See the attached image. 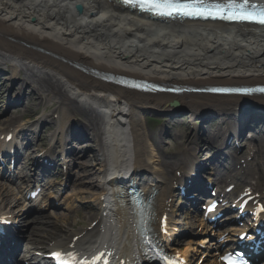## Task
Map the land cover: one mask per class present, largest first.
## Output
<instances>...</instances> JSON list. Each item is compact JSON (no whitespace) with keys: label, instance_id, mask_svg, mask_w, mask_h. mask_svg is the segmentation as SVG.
I'll return each instance as SVG.
<instances>
[{"label":"bare ground","instance_id":"6f19581e","mask_svg":"<svg viewBox=\"0 0 264 264\" xmlns=\"http://www.w3.org/2000/svg\"><path fill=\"white\" fill-rule=\"evenodd\" d=\"M0 66L19 77L22 86H31L42 102L58 105L52 141L56 133H71V140L79 133L92 134L99 153L96 164L85 169L89 177L78 180L63 200L71 206L86 195L100 213L86 218H99L94 229L72 231L78 237L74 246L106 248L114 258L134 260L138 247L129 212L108 210L101 199L110 186L109 175L143 172L157 181L158 229L170 208L167 197L175 170L190 167L182 158L170 170L157 158L143 114L167 116L184 109L195 118L208 110L234 117L233 109L244 103L264 106V97L148 95L102 82L91 69L193 86L264 84V28L201 21L166 25L122 9L118 0H0ZM77 112L84 123L71 121ZM263 152L256 165L264 170Z\"/></svg>","mask_w":264,"mask_h":264},{"label":"snow or ice","instance_id":"6c2138e0","mask_svg":"<svg viewBox=\"0 0 264 264\" xmlns=\"http://www.w3.org/2000/svg\"><path fill=\"white\" fill-rule=\"evenodd\" d=\"M126 5L140 11L160 17L223 19L228 21H248L264 24V3H253L251 0H124ZM140 87V85H135ZM212 91H243L252 89H211ZM264 92V88L258 89ZM214 207V206H213ZM264 211V208L261 209ZM53 258L61 261V253H53ZM99 257H97L98 259ZM227 264H247L239 253H228L222 257ZM165 264H184L178 254L165 255ZM67 264V262H63Z\"/></svg>","mask_w":264,"mask_h":264},{"label":"rangeland","instance_id":"374dc122","mask_svg":"<svg viewBox=\"0 0 264 264\" xmlns=\"http://www.w3.org/2000/svg\"><path fill=\"white\" fill-rule=\"evenodd\" d=\"M2 69H4L3 66H2V68L0 67V72H1ZM1 76H3V75L1 74ZM6 77L8 78V76H6ZM13 78H14V80H16V83H15V86L14 87L17 86L15 88V91H17L18 88H19V86H20L19 83H21V82H19L20 78L19 77H16V76H14ZM27 92L29 94L27 96V104H29L28 105L29 107L27 109V112L24 113L23 116H25V118L32 119V120H29L30 122H34V121H36L35 119H36V117L38 115H41V114L44 113L47 116V119L46 120H47V123H48L49 120H50V117L49 116L51 115V112H53L55 110L56 106L54 104H51V105H46L44 107V104H41L40 105V101L37 100L38 94L31 93V90L30 89H27ZM20 112H22V111H19L18 112V115L20 114ZM35 115H36V117H35ZM161 118H163V115L161 113L156 112V111H151V112H146L145 114H143V120L142 121L144 122V124L147 127V129H150L151 131L154 132L156 129H159L161 127V124H157V121L161 120ZM19 119H22V117L21 116H17L16 117V121H18ZM177 129L181 133L186 132L185 128L178 127ZM52 131H53V129H51V126L50 125H48V126H46L44 128V132L46 134V137L50 133H52ZM161 146L163 147V145H161ZM178 148H180V145L178 144V142L177 143L172 142V146H170L169 148L164 146L165 152L166 153H171V154H172V152H175ZM82 173H83V170H82ZM86 214L87 213H82V210L80 211V213H73V214H71L70 215L71 217L69 218V221L70 222H73L71 224V226L72 227H75L76 225L81 224V223L82 224H85L86 221H85L84 217H85ZM58 221L61 222L63 220L61 218H58ZM64 222H66V221H64ZM185 247H186L185 245L182 246V248H185Z\"/></svg>","mask_w":264,"mask_h":264},{"label":"water","instance_id":"95a60500","mask_svg":"<svg viewBox=\"0 0 264 264\" xmlns=\"http://www.w3.org/2000/svg\"><path fill=\"white\" fill-rule=\"evenodd\" d=\"M79 10H81V9L79 8Z\"/></svg>","mask_w":264,"mask_h":264}]
</instances>
